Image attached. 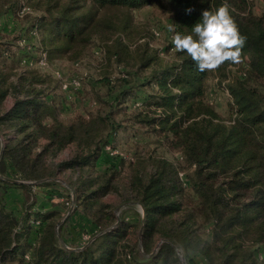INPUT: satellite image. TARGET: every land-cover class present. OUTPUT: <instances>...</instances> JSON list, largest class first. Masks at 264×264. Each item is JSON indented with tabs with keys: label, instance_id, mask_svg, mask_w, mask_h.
Listing matches in <instances>:
<instances>
[{
	"label": "trees",
	"instance_id": "16d2710c",
	"mask_svg": "<svg viewBox=\"0 0 264 264\" xmlns=\"http://www.w3.org/2000/svg\"><path fill=\"white\" fill-rule=\"evenodd\" d=\"M224 2L0 0L1 7L7 3L2 14L9 19L25 8L22 16L27 23L19 36L25 43L17 48L25 49L23 54L37 52V58L44 56L48 61L76 58L94 37L106 39L99 43L104 58L120 60L119 50L133 43L132 9L148 5L166 9L171 13L172 34L190 35L203 10L215 11ZM226 2L246 37L241 63L200 72L186 52L176 51L169 62L144 54L137 67L150 71L139 86L130 83L127 72L117 79L118 85L106 76L101 80L109 86L117 113L127 114V121L145 133L172 142L193 171L191 176H180L172 162L154 158L147 177L135 173L129 200L142 208V214L134 212L132 220L116 215L114 206L103 200L116 190L114 167L97 169L109 154L105 146L115 149L117 132L124 128L111 119L112 111L62 120L63 99L47 92L55 89L52 77L31 68L12 74L10 68L0 66V264H179L178 249L184 256L191 251L216 264H260L257 257L264 248V14H254L249 0ZM189 8L193 9L190 14ZM0 45V54L11 57L12 48ZM232 66L238 71L229 73ZM212 75L228 95L227 119L208 98ZM7 96L12 98L9 106ZM130 107L135 109L128 113ZM70 145L74 154L56 160ZM66 170H76L78 177L68 184L62 205L73 202L72 213L78 211L91 225L87 239L79 243L61 238L66 219L59 223L60 209L40 210L32 199L34 188L59 184L57 177ZM11 189L24 194L21 207L11 208ZM126 209L135 207L131 204ZM203 225H208V240L198 234ZM158 239L161 242L155 246Z\"/></svg>",
	"mask_w": 264,
	"mask_h": 264
},
{
	"label": "rangeland",
	"instance_id": "374dc122",
	"mask_svg": "<svg viewBox=\"0 0 264 264\" xmlns=\"http://www.w3.org/2000/svg\"><path fill=\"white\" fill-rule=\"evenodd\" d=\"M249 1L254 14H264V0ZM6 9H8L7 3L3 7L0 4V44L5 43V47L10 46L12 50L9 58L0 54V66L5 69L10 68L12 74L20 72L24 68H31L52 77L55 89L52 92H47L63 99V109L60 110L59 114L62 120L68 121L79 115L88 118L89 116L104 115L106 112L112 111L111 119L123 124L122 127L124 128L118 130L114 141V157L106 154L97 168L103 170L105 166L110 165L116 170L114 177L116 190L103 196L104 201L114 206L116 215L121 213L128 220H132V218H135L134 212L142 214V208L137 203L129 200L132 196L130 193L131 178L138 172L142 177H147L152 171L154 158H165L172 162L178 168L179 175L184 174L187 177L192 175V168L183 161L181 150L176 148L172 142L166 141L159 134L145 133L143 131L145 129L127 121V114L124 112L117 113L115 110L117 106H113L112 96L109 95V86L101 81L106 76L114 80L115 85H118L117 79L126 76L125 73L127 72L129 73L130 83L139 86L150 71L149 68L140 69L137 67L139 61L145 59L144 54L146 56L156 54L157 58L164 62H169L175 58V47H169L173 44L172 37L174 34L169 31L171 13L168 10L156 5L130 10L133 43L119 50L120 60L111 61L104 58V53L102 54L97 49L101 47L99 43L106 39L94 37L76 58L70 59L65 56L48 61L37 58V52L23 54L25 49L17 48L25 43V41L19 39V36L24 33L23 27L27 22L25 17L22 16V11L15 18L9 19L5 16L7 13L2 14V11ZM153 30L158 32L157 36L153 35ZM151 66L154 67L155 64ZM236 68L235 66L230 67L229 73L238 71ZM10 78L13 79L14 76ZM73 78L79 81L77 86L70 84ZM62 82L67 84L66 88L61 86ZM216 83L217 81L212 75L208 81V98L212 101L219 115L223 119H227L229 116V98L227 93L220 89L221 87ZM11 102L12 98L7 96L5 104L9 106ZM132 103L134 106L136 105L132 101L128 104L131 105ZM134 109L132 107L131 111L127 112H133ZM130 115L128 114V116ZM73 154L74 146L70 145L60 153L56 160L69 158ZM117 155L120 157L119 159H117ZM77 177L78 172L76 170H66L58 175L57 181L59 184L34 188L32 199L36 200V208L40 210L60 209L62 218L59 219V223H63L66 219L61 230V238L67 241H72V238H74L79 243L80 240L85 241L87 239L86 230H91V225L78 211L72 213L73 202L62 205L63 202H66L69 193L68 184L76 181ZM71 193L74 197V192ZM24 198V194L19 189L9 191L8 201L11 208L21 207ZM184 202L186 201L184 200ZM130 203L135 207V210L126 209V206L131 205ZM174 217L180 219L181 216L175 215ZM208 230V225H203L197 231L202 238L208 240ZM79 237L80 239L77 240ZM160 242L161 239H158L155 246ZM178 252L180 256L179 264H216L207 262L200 254L195 252L188 251L185 256L181 249ZM259 254L264 255V248ZM257 259L260 264H264V262L259 261V256Z\"/></svg>",
	"mask_w": 264,
	"mask_h": 264
},
{
	"label": "clouds",
	"instance_id": "9594fccd",
	"mask_svg": "<svg viewBox=\"0 0 264 264\" xmlns=\"http://www.w3.org/2000/svg\"><path fill=\"white\" fill-rule=\"evenodd\" d=\"M192 11L186 10L188 14ZM173 30L169 26V31ZM245 41L226 0L215 11L203 10L201 19L192 26V34L176 33L172 37L176 51L186 52L200 72L216 71L225 63H241ZM25 259L30 257L26 255ZM259 261L264 262V255Z\"/></svg>",
	"mask_w": 264,
	"mask_h": 264
},
{
	"label": "built area",
	"instance_id": "2783aa9c",
	"mask_svg": "<svg viewBox=\"0 0 264 264\" xmlns=\"http://www.w3.org/2000/svg\"><path fill=\"white\" fill-rule=\"evenodd\" d=\"M24 10H25V8H22V10H21L22 12L21 13H23ZM153 35L154 36L155 35L157 36L158 35V32L156 30H153ZM97 50L101 51L102 54L104 53V49H102L101 47H99ZM41 59H44V56ZM23 61L25 62V60H23ZM70 84L73 85V86H77L79 84V81L77 79L73 78L72 79V82H70ZM61 86L63 88H66L67 87V84L65 82H62ZM136 105H138V104L136 103ZM105 150H107L109 152V154H111V155L112 154H115V150L113 148H111V146H109V145H106L105 146ZM180 176H182V174H180ZM178 251H179V249H178ZM260 256H261V254L259 255V257Z\"/></svg>",
	"mask_w": 264,
	"mask_h": 264
}]
</instances>
